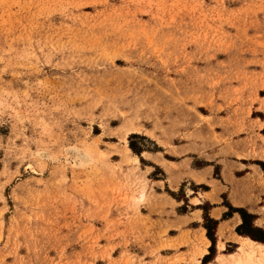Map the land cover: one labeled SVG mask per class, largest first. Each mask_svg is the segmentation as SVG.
Instances as JSON below:
<instances>
[{
	"label": "rangeland",
	"instance_id": "obj_1",
	"mask_svg": "<svg viewBox=\"0 0 264 264\" xmlns=\"http://www.w3.org/2000/svg\"><path fill=\"white\" fill-rule=\"evenodd\" d=\"M230 204L264 230V0H0V264H192L205 213L219 264Z\"/></svg>",
	"mask_w": 264,
	"mask_h": 264
},
{
	"label": "bare ground",
	"instance_id": "obj_2",
	"mask_svg": "<svg viewBox=\"0 0 264 264\" xmlns=\"http://www.w3.org/2000/svg\"><path fill=\"white\" fill-rule=\"evenodd\" d=\"M75 151L82 158L81 161L86 162L87 160L90 159V156H89L90 154H88V152L87 153H81L78 150H75ZM40 155L43 158L48 157V154L46 152H41ZM227 231H229V230H227V226H223L220 229V233L222 236L225 235L227 233ZM204 232L202 234V240L205 244H207V247L202 249V250H199L196 253V256L190 262L192 264L200 263L202 258L208 252L210 240L205 235ZM235 242L239 245L238 250L232 254L222 253L221 255H219L217 257V259H218L217 261L219 262V264H264V243L256 241V240H254L250 237H247V236H242L240 234H236ZM224 246H225L224 243L219 244V248L222 250L224 249Z\"/></svg>",
	"mask_w": 264,
	"mask_h": 264
},
{
	"label": "trees",
	"instance_id": "obj_3",
	"mask_svg": "<svg viewBox=\"0 0 264 264\" xmlns=\"http://www.w3.org/2000/svg\"><path fill=\"white\" fill-rule=\"evenodd\" d=\"M131 148L135 152H140L132 143H131ZM229 209L232 213L238 212L241 217H242V223L236 227V231L240 233L241 235H248L251 238L264 242V230L261 228L255 226L253 222L250 221L252 214L248 213L244 208L242 207H234L233 205L230 204ZM229 214L227 212L224 214V219L228 217ZM205 228L207 229V236L210 238L212 245L210 246V253L207 254L204 258L203 261L204 263L209 262L212 260L210 258V255L212 254V251L215 250L216 247V236H215V231L219 225V220L211 218L208 213H205Z\"/></svg>",
	"mask_w": 264,
	"mask_h": 264
},
{
	"label": "crops",
	"instance_id": "obj_4",
	"mask_svg": "<svg viewBox=\"0 0 264 264\" xmlns=\"http://www.w3.org/2000/svg\"><path fill=\"white\" fill-rule=\"evenodd\" d=\"M211 168L209 167V166H206V167H201L200 169H194V172H195V174H197L198 176H201V177H203V179L202 180H200V181H196L195 179V181H196V183H206V182H209L210 181V176H211ZM160 181V179H157L156 180V182H159ZM235 205V204H234ZM235 206H237V205H235ZM226 209L227 208H222V207H220V206H214L213 207V209L212 210H214L215 212H217V211H219V213H221L222 214V212L223 211H226ZM196 210V209H195ZM194 211V210H193ZM193 211H192V208H191V211H189L187 214H179V213H177V210L174 208V212H171V214H173V213H177V215H179V216H177L179 219H181L182 217H185V216H191V214L193 213ZM213 211V212H214ZM212 215V214H211ZM214 217V216H213ZM215 218H218V216H216ZM231 219L233 218L234 219V221H235V223H237V225L238 224H240L241 222H242V219H241V216H240V214L238 213V212H235L234 213V215L232 216V217H230ZM223 221H225V220H221L220 221V223H219V225L223 222ZM194 222H196V220L194 219H191L190 221H189V225H191V226H193V223ZM197 222H200V220L199 221H197ZM219 225H218V227H219ZM255 226H257V224L255 223L254 224ZM198 228H200L199 230H201L202 228H204L203 226H200V227H198ZM241 235V234H240ZM242 236H246V235H242ZM247 237H249V236H247ZM251 238V237H250ZM253 239V238H252ZM255 240V239H254ZM256 241H258V240H256ZM259 242H261V241H259ZM261 243H264V242H261ZM238 245V244H237ZM238 247H239V245L237 246V250H238ZM236 250V251H237ZM236 251H234V252H236ZM234 252H231V253H228V254H232V253H234ZM207 253H209V251L207 252ZM222 253H220V254H218V255H216L215 256V262H217V257L219 256V255H221ZM206 264H215L214 262H208V263H206Z\"/></svg>",
	"mask_w": 264,
	"mask_h": 264
}]
</instances>
